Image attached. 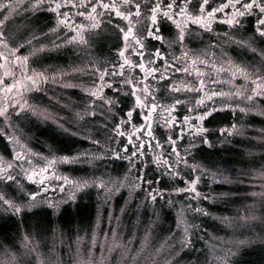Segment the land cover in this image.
Segmentation results:
<instances>
[{
	"label": "rangeland",
	"instance_id": "374dc122",
	"mask_svg": "<svg viewBox=\"0 0 264 264\" xmlns=\"http://www.w3.org/2000/svg\"><path fill=\"white\" fill-rule=\"evenodd\" d=\"M83 69L75 72L83 75ZM55 82L56 87L61 83L58 79ZM76 85L81 88L79 82ZM67 86L65 83L63 89ZM52 94L53 105L45 100L33 116L35 130L23 132L44 141L45 149L34 144L32 152L49 157L48 154L57 153L73 156L87 150L88 159L92 153L99 154L97 146L86 137L97 139L103 145L102 123L87 115L79 119L77 114H85L76 103L81 94L70 92L68 98L63 94L69 93L63 90ZM54 105L66 107L69 112ZM240 119L242 124L237 122L238 131L225 137L221 151L206 149L199 157L205 161V165L199 166L210 176L202 180V185L208 184L209 190L202 193L199 189V197L194 193L173 191V186L186 188L189 169L183 165L181 175L170 178L164 168L148 170L153 167L148 164L146 174L142 175L146 180L137 181L140 164L136 162V166L131 167L128 161L113 159L92 163L82 159L69 164L68 171L75 175V180L100 176L123 178L127 174L128 183H140L141 187L130 190L125 186L106 194L94 186L83 190L69 186L62 194L39 197L34 206L25 207L32 186L26 184L23 174L17 177L23 185L22 193L15 191L14 185L11 188L0 185V190L7 191L22 207V211L16 213L5 211L0 205V260L4 259V249L21 252L31 249L27 256L20 258L21 264H47L51 258L56 264H77L78 252L84 259L91 258L94 264H163L167 253L176 247L179 264H237L235 261L242 259V253L251 256L240 264H264V198L260 195L264 192V179L260 176L264 169V112L240 115L237 120ZM146 181L153 183L149 186ZM155 190L162 193V198L158 197L153 203L148 194H154ZM204 195L212 207L200 201ZM48 200L58 206L49 207L45 202ZM217 205L228 210L225 213ZM182 208L185 222L178 225ZM195 208L203 209L208 215L194 212ZM253 211L257 218H248ZM185 227L191 244L181 250L179 244ZM93 236L97 241L95 247L92 246ZM106 241L108 245H116L115 250L108 252L105 247L102 252L101 246ZM159 249L162 255L158 257Z\"/></svg>",
	"mask_w": 264,
	"mask_h": 264
},
{
	"label": "snow or ice",
	"instance_id": "6c2138e0",
	"mask_svg": "<svg viewBox=\"0 0 264 264\" xmlns=\"http://www.w3.org/2000/svg\"><path fill=\"white\" fill-rule=\"evenodd\" d=\"M65 7L76 9L75 15L82 17L86 23L74 24L69 13L61 11ZM19 8H25L30 11L47 8L49 12L54 13L56 16V26L49 27V32L57 34L61 26L70 28L75 32V35L70 36L67 42L79 44L91 43V39H86L85 33L91 36L92 30L99 29L102 26L108 27L109 25L105 24L101 18L107 16L110 21L112 13H115V16L126 22L123 27L116 25L114 29L117 32L118 39L122 37L124 42V47L119 51V56L124 58V64H120L119 67L122 70L125 65L130 68L138 67L144 73V80H139L133 76L126 77L123 71L117 74L114 71V65L111 73L107 70L101 73L99 76L101 83L95 84V90H90V96L93 98L92 107L86 109L84 115L77 114L81 120L85 118V115L95 118L97 116L95 104L97 101L102 102L101 109L107 106V110H101L99 115L101 117L107 115L113 117V131L118 136L123 137L125 132L121 129H127L131 125L134 130L128 134V142L131 144L132 138L139 133L134 150L130 155L127 154L129 152L127 147L122 150L124 153L122 155L120 151L115 149H105L99 140L86 137L90 139L92 144L97 146L99 154L92 153L91 159H88L89 153L85 150L73 156L42 157L45 163L43 167H39L29 158V156H38L39 154L32 153L30 149L20 143L19 138L8 132V128L11 127L9 123L5 128L0 129V136L6 137L7 145L5 147L8 148L7 152H0V185H3L4 188H11L14 185V190L22 193L24 191L23 185L17 177L23 174L27 180L40 185L45 192L48 189L44 188V185L53 178L56 181L63 182L57 185L62 191L65 185H70L77 190L94 186L106 194L125 186H128L130 190H134L141 187V184L128 183L127 174L123 178L119 176L112 178L109 176L105 179L104 176H100L91 179L71 180L68 176L56 175L54 171L50 170L55 169L58 164L76 163L82 159L88 160L89 163L103 160L108 157L109 153L115 159H127L129 165L135 167V158L145 155L144 141L142 139L145 136L148 138L150 147L152 146L151 141H156L154 147L161 149V152L153 158V162L157 167L164 168L170 178H176L181 175V165L188 168L190 173H202L206 169L195 164H189L188 158L181 156L177 150L176 140L173 139L177 124V116L174 113H178L180 108H185L188 114L184 115L183 121L180 122L181 134L185 131L184 126L189 125L192 135L198 136L202 144L211 146V141L208 137L211 135L212 130L205 127L206 124L212 123L225 108H232L233 111L238 108L240 113L251 111L256 108V98L264 97V47L256 45L257 40L264 45V0H221L215 6L212 0H107V2L105 0H0V17H2L0 18V118L4 121L9 120L10 110L18 109L22 112L25 110L26 105L35 113L37 109L28 104L25 94L31 93L33 90H39L40 86L46 84L49 80L44 69L37 70L32 67L33 64L38 62V53L44 51L45 45L41 43L40 47H29L28 54L24 55L22 52L31 45V41L20 43L15 34L6 31L11 16ZM227 9H231V12H227ZM257 9L254 32L250 38L247 40L244 38L236 39L231 32H225L224 39H232L242 47L252 51L253 54L259 57V66H251L250 69L248 66L233 65L229 69L223 67L215 69V65H212L217 74L221 72L230 74L228 83H232L237 76H240L245 81L244 85L239 86L234 92L214 90L204 92L205 81L203 79H200L198 86L193 85L192 87L184 84L182 88L175 83L172 70L181 71L177 65L181 60L188 57L185 45L187 35L192 28L211 31L212 24L218 19V14L224 13L225 18L220 23L227 25L229 29H238L242 26L241 18ZM95 35L98 36L100 33H95ZM33 39L39 40L35 36ZM152 41L157 42L160 47H156L155 44L151 43ZM51 43L54 47H59L54 42ZM116 47H119V45ZM148 49L153 50L148 51L146 56L145 50ZM129 50H132L139 58L137 62L133 63L132 60L125 57V52ZM176 52H180V55L176 56ZM145 59H147L149 64H157V61L159 63L156 67L146 68L143 62ZM200 63H205V61L201 60ZM183 71L187 72L188 70L185 68ZM109 74L119 75L121 80L117 83H122L128 88V91L123 94L127 99V111L123 112L121 110L122 119H120L119 123H115L116 117L112 112V107L116 104V101L106 97L103 93L105 87H112L105 82V76ZM148 77L156 81L157 87L155 89L145 82ZM181 83L183 84V82ZM212 83H218V81H212ZM185 89L187 93H195L196 95L193 97L185 95V98L181 99L179 94H183ZM201 92H203V95H200ZM114 94L120 95L119 88L116 89ZM216 98L221 99L217 100ZM235 98H241L240 102H244L245 106L240 107V103ZM206 101H211L212 103L208 104ZM217 104L220 107H217ZM233 104H235L234 108ZM192 113H196L194 117L191 115ZM136 117H141L143 123H134L133 121ZM193 119L194 123L192 122ZM154 124L156 125L155 128L153 127ZM157 129H161L159 138L154 134ZM219 131L221 133H232L237 132L238 129L236 124H232L230 129L220 128ZM182 138V135L177 137V139ZM164 144L168 145L170 152L165 151ZM17 147L21 150L17 151ZM187 151L186 149L185 152L187 153ZM25 164H27V167L24 166ZM17 168H19V172L16 171ZM130 170L131 168H129ZM190 173L188 174V181H186L189 187L179 188L173 186V191L177 193L190 191L196 197H199L200 193L197 191L196 185L200 177L197 176L193 179ZM260 176L261 179H264V169L261 170ZM136 179L137 181L146 180V176L138 174ZM146 182L149 183V186L153 183V181ZM38 195V191L27 193L24 206H34ZM148 195L153 203L157 201L158 197L162 198V193L159 190H155L154 194L149 192ZM260 195L264 198V192H261ZM72 198H74V193ZM45 202L48 203L49 207L58 206L50 200ZM171 203L169 201L170 205ZM0 205L3 206L5 211L13 210L16 213L22 211V207L18 206L16 200L4 190H0ZM192 210L208 215L201 208ZM248 218L256 219L255 212L253 211ZM183 222H185V216L182 208L179 213L178 225ZM184 233L185 235L179 244V249L181 250L188 248L191 244L187 227H185ZM96 243L97 241L93 236L92 246L95 247ZM105 247L108 252H112L117 246L108 245L106 241L101 246L102 252ZM25 248H27V244H25ZM31 251V249L26 252H21L19 249L15 251L4 249V259L0 260V264H21L20 258L27 256ZM123 251H127L126 247L123 248ZM156 255L158 257L162 255V249L157 250ZM179 258L177 248L172 247L164 257L163 264H179ZM47 264H56V261L51 258L47 261ZM77 264H94V261L91 258L84 259L78 252Z\"/></svg>",
	"mask_w": 264,
	"mask_h": 264
},
{
	"label": "flooded vegetation",
	"instance_id": "af4514ba",
	"mask_svg": "<svg viewBox=\"0 0 264 264\" xmlns=\"http://www.w3.org/2000/svg\"><path fill=\"white\" fill-rule=\"evenodd\" d=\"M105 2H107V0H105ZM212 2H214L215 6L216 4L220 3L221 0H212ZM61 11L68 12L74 24L86 23V21L82 17H77L75 15L77 11L76 9L65 7L62 8ZM226 11L231 12V9H227ZM257 12L258 9L254 10L251 14L241 18L242 26L238 29H229L227 25L220 23V21L225 18L224 13L218 14V19L212 24L211 31H205L204 29L195 27L192 28L187 35V41L185 45V50L188 51V57L181 60V62L177 65L181 69V71H175L174 69L172 70L175 83L182 88L184 84L192 87L193 85L198 86L200 83V79H203L205 81L204 92H208L210 90L234 92L239 86L244 85L245 81L240 76H237L232 83H228L227 81L230 78V74L227 72H221L217 74V72L212 68V65H215V69H219L221 67L229 69L233 65H238L241 67L248 66L250 69L251 66H259V57L253 54L252 51H250L248 48L242 47L232 39H224L225 32H231V34L234 35L236 39L244 38L245 40H247L248 38H250L254 32ZM101 19L105 24H108L109 26H102L99 29L92 30L91 36H89L88 33H85L86 39H91V43H68L67 39L70 36L75 35V32L70 28L61 26L58 29L57 34L50 33L49 27L56 26V16L54 13L49 12L47 8H42L37 11L26 10L25 8H19L16 10L7 24L6 31L15 34L20 43L31 41V45L26 47L23 50L22 54L27 55L29 47L37 48L40 47L41 43L45 45L44 51L38 53V62L33 64L32 67L36 68L37 70L44 69L49 77V80L46 84L41 85L39 90H33L31 93L25 94V99L28 101L29 105H32L37 110L45 100L48 101L47 103L53 105L54 102L51 99V96H53L52 93L63 90L64 92L69 93L63 94L64 97L67 98L71 95L70 92L80 93L81 99L77 100L75 98V100H77V105L84 111L86 109H90L93 105V98L90 96V90H95V84L101 83V81L99 80V76L101 75V73L105 70L111 73L113 71L114 65V71L117 74L123 71L124 76L126 77L133 76L139 80H144V73L138 67L130 68L128 65H125V68L123 70L119 67L120 64H124V58L119 56V51L124 47V42L122 37L118 39L117 32L114 31V29L116 25L123 27L126 22L115 16V13H112L110 21L107 16L102 17ZM95 33H100V35L97 36L95 35ZM34 36L38 37L39 40L33 39ZM51 42H54L55 45H59V47H54ZM151 43L155 44L156 47H160V45L155 41H152ZM117 45H119V47H116ZM256 45L264 47V45H262L259 40L256 41ZM150 50L153 49L145 50L146 56L148 51ZM175 55L179 56L180 52H176ZM125 57L132 60L133 63L137 62L139 59L132 50L126 51ZM201 60L205 61V63H200ZM193 61H195V63H193ZM143 62L145 63L146 68L156 67L159 63V61H157V64H149L147 59H145ZM67 67L73 70L70 71ZM185 68L188 70L187 72L183 71V69ZM80 69L84 70L83 75L79 72H75ZM57 72L58 75H56ZM198 73L200 74L199 76ZM50 74L53 75L51 76ZM55 79H58L61 82L57 87L54 86L56 85ZM65 80H67V82H65ZM120 80L121 77L119 75H106L105 82L112 87H105L103 90V93L106 97L116 101V104L112 107V112L116 117L115 123H119L120 119H122L121 110H123V112L127 111V99L123 94L128 91V88L122 83H117ZM212 81H218V83H212ZM76 82H79L81 84V88L76 85ZM145 82L149 83L153 89L157 87L156 81L151 77H148ZM181 82H183V84ZM65 83H67V85L69 86L65 87L64 90L63 86ZM117 88H119L120 95L114 94ZM179 95L181 99H184L185 95L193 97L196 94L187 93L185 89L184 93ZM200 95H203V92H201ZM216 99L219 100L221 98ZM235 99L238 103H240V107L245 106L244 102H240L241 98ZM262 101H264V97H257L256 108L246 113H240L238 108L235 111H233L232 108H225L224 111L219 113L217 118L212 121V123L206 124L205 127H208L212 130L211 135L208 137L211 141V146L202 144L198 136L192 135V130L189 125L184 126L185 131L183 132V134H181L180 122L183 121V116L188 113L186 112L185 108H180L178 113H174V115L177 116V124L175 127V134L173 135V139L176 140V147L180 152V155L188 158L189 164H194V162H196L195 165H205V161L203 162L202 160H199V157L204 154V151L206 149L214 150L215 148L221 151L225 137L227 138L234 134V132L221 133L219 129H230L232 124H236L237 126V122L242 124L241 119L237 120L240 115L252 116L264 112L262 111V109H264V103H262ZM101 103L102 102L100 101L96 102L95 110L97 112V116L93 119H100V123H102V135L104 136L103 147L105 149L111 148L115 149L116 151H120L122 155L124 154L122 150L127 147L129 149V152L127 154L130 155L134 150V146L137 142L139 133H137V136H134L132 138L131 144H129L128 142L129 132L134 131L131 128V125H129L127 129H121L125 132V135L123 137L118 136L113 131V117L110 115L101 117L99 115L101 110H107V106H105L104 109H101ZM206 103L211 104L212 102L206 101ZM54 106H56L63 112H69V109H67L66 107L59 108L58 105ZM217 107H220V105L217 104ZM234 107L235 104H233V108ZM35 113L26 105L25 110L22 112L18 109L10 110L8 121H4L2 120V118H0V129L5 128L10 123L11 127L8 128V132L19 138L20 143L25 145L27 149H30L31 152L34 149V144H38V146L41 147L45 146L42 144V142L44 141L41 137L37 136L38 138H33L23 134V132L25 131L32 132V130H35L33 128H36V126L32 124L33 116ZM195 114L196 113H192L191 115L194 117ZM88 117L92 118L90 116ZM133 122L136 124H142L143 120L141 117H136ZM192 122H195L194 119ZM153 127L155 128L156 125L154 124ZM160 131L161 129H157L154 133L157 138H159L160 136ZM181 135L183 136V138L177 139V137ZM142 139L144 141L145 155L135 158V163L137 162V164H140V170L137 173V175L139 174L140 176L146 174L147 171H145V168L148 164L153 166L148 170H154L157 167V165L153 162V158L161 152V149L154 147L156 141H151L152 146L150 147L148 138L145 136L142 137ZM6 145V137L0 136V152L8 151V148L5 147ZM45 148L46 147H44L43 149ZM164 149L166 152L171 151L168 148L167 144H164ZM186 149L188 150L187 153L185 152ZM16 150L20 151L21 149L17 147ZM38 154L43 157L42 153ZM39 155L29 156V158L33 160L34 164L38 165L39 167H43L45 161ZM146 155L149 156L146 158ZM48 156V158H52V156L58 157L61 156V154H48ZM105 159H113L120 162L128 161L127 159H115L111 156L110 153ZM24 166L27 167V164H25ZM68 168L69 164H58L55 169H51L50 171H54L56 175L68 176L71 180H75V175L72 174L71 171L69 172ZM16 171L19 172V168H17ZM190 175L193 179H195L197 176H199L201 179V182H198L196 185L197 191L200 187L203 188L202 180H207L210 178L207 172H191ZM59 183L63 182L56 181L54 178L50 179L48 183L44 185V188L48 189L45 192L41 189L40 185L33 183L26 178V184L32 186L29 192H39L37 199L39 197H51L53 195L56 196L57 194H62L70 186L65 185L64 190L62 191L59 187H57Z\"/></svg>",
	"mask_w": 264,
	"mask_h": 264
},
{
	"label": "trees",
	"instance_id": "16d2710c",
	"mask_svg": "<svg viewBox=\"0 0 264 264\" xmlns=\"http://www.w3.org/2000/svg\"><path fill=\"white\" fill-rule=\"evenodd\" d=\"M188 185H189V184H188ZM188 185H186V187H189ZM202 187H203V189H202L201 187L199 188V189L202 191V193H204V190H205V189H208V190H209V185H208V184H205V185H203ZM200 190H199V191H200ZM219 190H220V189H219ZM185 193H186V194H189V193L191 194L192 192H190V191H187V192H186V191H185ZM205 197H207V196H205V195L202 196V198L200 199V201H203V203H206V205H207V206L209 205L208 207H210L211 204H209V202L207 201L208 198L205 199ZM207 202H208V204H207ZM211 207H212V205H211ZM216 207L219 208V209L223 208L222 205H217ZM225 207H226V206H225ZM222 210H224L225 213H226V211H227L228 209H224V208H223ZM248 253H249V252H248ZM249 256H251V254H244V253H242V259L239 260V261H235V262H237V264H240L241 261L246 260V258H247V257L249 258ZM250 261H251V259L249 260V262H250ZM235 262H234V263H235ZM242 263H243V262H242ZM235 264H236V263H235Z\"/></svg>",
	"mask_w": 264,
	"mask_h": 264
}]
</instances>
